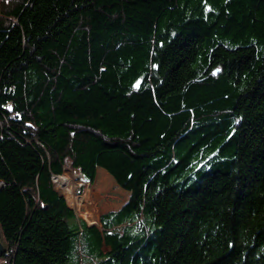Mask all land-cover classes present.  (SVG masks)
Masks as SVG:
<instances>
[{"label": "trees", "instance_id": "obj_1", "mask_svg": "<svg viewBox=\"0 0 264 264\" xmlns=\"http://www.w3.org/2000/svg\"><path fill=\"white\" fill-rule=\"evenodd\" d=\"M65 167L128 200L88 224ZM0 228L8 264H264V0H0Z\"/></svg>", "mask_w": 264, "mask_h": 264}, {"label": "bare ground", "instance_id": "obj_2", "mask_svg": "<svg viewBox=\"0 0 264 264\" xmlns=\"http://www.w3.org/2000/svg\"><path fill=\"white\" fill-rule=\"evenodd\" d=\"M103 172L107 174L104 170L99 173ZM53 184L55 190L64 195L69 205L73 206L87 222L100 224L104 183L98 181L92 183L84 174L67 169L62 174H54Z\"/></svg>", "mask_w": 264, "mask_h": 264}, {"label": "rangeland", "instance_id": "obj_3", "mask_svg": "<svg viewBox=\"0 0 264 264\" xmlns=\"http://www.w3.org/2000/svg\"><path fill=\"white\" fill-rule=\"evenodd\" d=\"M67 169H71L74 172L81 173L78 170L72 169L71 167H65L64 171H66ZM101 170H104L107 172V170H105L104 168H98L97 175H96L94 182L98 181V182H102L105 184V190H104V194H103V197L101 200V203L103 206V211L101 213H103L105 211L116 210V209L120 208L128 200L130 193L128 190L120 187L117 184V182L115 181V179L108 172H107V174L105 172L100 174L99 172ZM107 175H110V176H107ZM76 212H77V210H76ZM77 214L80 217H82L78 212H77ZM4 246H5V244H4ZM104 249L106 250L108 248L106 246H104ZM0 259H1V257H0Z\"/></svg>", "mask_w": 264, "mask_h": 264}, {"label": "water", "instance_id": "obj_4", "mask_svg": "<svg viewBox=\"0 0 264 264\" xmlns=\"http://www.w3.org/2000/svg\"><path fill=\"white\" fill-rule=\"evenodd\" d=\"M82 173V172H81ZM83 174V173H82ZM54 177V176H53ZM88 224H90L88 222ZM90 225H98V224H90ZM100 225V224H99ZM5 242H4V238H3V235H2V231H1V228H0V257L2 256V253L4 252L5 250V246H4Z\"/></svg>", "mask_w": 264, "mask_h": 264}, {"label": "built area", "instance_id": "obj_5", "mask_svg": "<svg viewBox=\"0 0 264 264\" xmlns=\"http://www.w3.org/2000/svg\"><path fill=\"white\" fill-rule=\"evenodd\" d=\"M0 264H8L7 259H5V258H1V259H0Z\"/></svg>", "mask_w": 264, "mask_h": 264}]
</instances>
